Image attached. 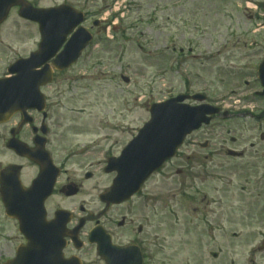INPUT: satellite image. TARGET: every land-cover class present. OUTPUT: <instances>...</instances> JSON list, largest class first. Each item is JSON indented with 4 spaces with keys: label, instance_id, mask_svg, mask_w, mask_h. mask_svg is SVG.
I'll return each instance as SVG.
<instances>
[{
    "label": "rangeland",
    "instance_id": "374dc122",
    "mask_svg": "<svg viewBox=\"0 0 264 264\" xmlns=\"http://www.w3.org/2000/svg\"><path fill=\"white\" fill-rule=\"evenodd\" d=\"M35 1L53 5L63 0ZM89 4L92 19L107 18L106 33L111 32L110 37L102 36L105 42L90 65L101 59L108 75L92 81L89 77L77 87L94 88L91 102L98 101L108 118L127 119L125 132L117 136L120 144L150 119L152 104L184 93L180 74L188 77L193 93L210 87L215 99L240 87L244 75L234 73L231 63H240L246 42L264 39V0H89ZM34 35V27L12 13L0 26V65L32 49ZM177 59L186 60L185 69L167 72L170 65L176 68ZM94 70L90 69L93 75ZM121 72L130 79L129 85L117 78ZM241 92L231 99L243 98ZM127 102L129 111L121 105ZM238 108L243 110V105ZM250 126L247 121L221 120L196 133L184 151L195 167L187 172L176 165L171 182L163 180L164 173L153 183L157 201L172 202L174 214L165 221L168 228L160 231L171 240L156 264H230L232 258L236 264H249L251 258L264 264V255L251 254L261 242L254 233L264 227V180L256 170L234 168L236 162L225 154L234 148L232 138L239 140L238 149L257 141L261 131L252 137ZM207 140L210 146L204 150L200 144ZM10 159L7 152H0V161ZM178 168L185 171L180 178L175 174ZM22 242L17 224L6 218L0 202V264L14 257Z\"/></svg>",
    "mask_w": 264,
    "mask_h": 264
},
{
    "label": "flooded vegetation",
    "instance_id": "af4514ba",
    "mask_svg": "<svg viewBox=\"0 0 264 264\" xmlns=\"http://www.w3.org/2000/svg\"><path fill=\"white\" fill-rule=\"evenodd\" d=\"M259 42L244 44L246 54L241 55L240 63L236 62V68L242 67L240 72L250 80L245 86L254 93L264 92V85L257 81L259 67L264 62V40ZM90 61L91 56L83 55L71 69L55 73L53 85L41 89L46 96L43 111L27 109L26 116L18 114L9 123L0 125V150L13 155L5 165L0 163V172L10 164L20 165L24 202H46L50 220L59 211L68 213L66 233L78 229L77 245L81 249L67 237L65 257L79 256L84 264H105L99 248L109 242L125 251L123 259L128 264L141 261L150 264L149 257L166 248V237L162 239L160 231L171 214V202H158L152 189L123 202L102 199L116 178V173H109V162L120 157L130 139L123 144L117 139L120 131L125 132L126 119H109L107 111L101 109L91 113L92 87L74 86L82 85V79L90 74ZM80 78L81 81L77 80ZM252 103L262 113L248 112L241 116L252 123L261 121L264 97L260 103ZM237 116L233 114L231 118ZM139 130L140 126L129 137L134 138ZM14 137L25 147L27 155L20 157L8 149ZM232 142L234 146L238 144L237 139ZM250 148L234 158L242 161L234 168L257 170L259 179L264 180L261 168L264 160L259 159L260 152H264V134L259 135V144H250ZM38 160L49 165V169L43 170ZM177 173L180 176L184 172ZM51 187L52 194L45 199V191Z\"/></svg>",
    "mask_w": 264,
    "mask_h": 264
},
{
    "label": "water",
    "instance_id": "95a60500",
    "mask_svg": "<svg viewBox=\"0 0 264 264\" xmlns=\"http://www.w3.org/2000/svg\"><path fill=\"white\" fill-rule=\"evenodd\" d=\"M16 5H19L21 7L20 15L22 17L30 19V20H34V21H39L42 24L44 23L46 30L51 29L50 27L51 24L64 23V21L61 20L62 18L59 16V14L55 13L54 11L47 12V11L35 10L32 8L30 4H28L26 1H23V0H0V24L7 18L10 9ZM5 86H6L5 84H0V87H5ZM168 104L169 103L164 104V105H157L153 107L154 116L160 122V123L156 122L153 124V126H151L154 129L153 134H157V137L161 135V133L159 132V129L161 130L160 128L162 125L161 122L162 120L165 121L166 116H167L166 112H168L169 110H170V113L172 114L170 118L173 120V125H172L173 129L188 128L192 130L194 128L199 127L203 121L207 123L208 120H206V116L208 114H214V111L208 107H200V108H189L185 106L176 107L174 103L171 104L173 106L172 107V106H169ZM14 112L15 110H10L6 114H0V119H8ZM156 143L157 145L151 149L152 153L156 149L155 159H153L155 163L156 161L159 160V158L163 157L164 155L169 154L172 148V145H173V142H169L165 146L159 145L157 141ZM139 147L140 146L137 147V153L139 154L140 157L143 154L145 155L148 154L147 151L138 150ZM141 162H142L141 168H144V166H146L151 161H149V158L144 157V158H141ZM145 169L146 168H144V170ZM18 203L19 202H17V204ZM8 208H9L8 215L19 219L21 223V231L23 233H26V229L24 228V209H22L21 206H17L15 203H12V205ZM14 214H18V215H14ZM29 246L34 247V245L32 244H30ZM54 260H56V262L54 263L49 262L48 264H60L58 262L60 260L56 258H54ZM24 263H26V253L24 252V247H21L18 250L17 258L14 261L8 262L7 264H24Z\"/></svg>",
    "mask_w": 264,
    "mask_h": 264
}]
</instances>
